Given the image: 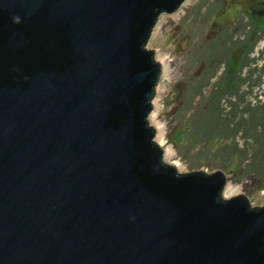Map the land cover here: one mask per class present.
<instances>
[{
    "label": "water",
    "instance_id": "obj_1",
    "mask_svg": "<svg viewBox=\"0 0 264 264\" xmlns=\"http://www.w3.org/2000/svg\"><path fill=\"white\" fill-rule=\"evenodd\" d=\"M182 2L0 0V264H264V205L154 140L147 41Z\"/></svg>",
    "mask_w": 264,
    "mask_h": 264
},
{
    "label": "rangeland",
    "instance_id": "obj_2",
    "mask_svg": "<svg viewBox=\"0 0 264 264\" xmlns=\"http://www.w3.org/2000/svg\"><path fill=\"white\" fill-rule=\"evenodd\" d=\"M150 37L147 46L157 50L161 70L147 117L156 145L166 150V165L179 167L177 173L223 170V200L246 195L254 207L263 206L264 0H183L175 12H163ZM256 38L247 68L238 74L243 44ZM228 58L229 69L224 68ZM218 97L224 120L237 127L233 141L244 149L249 164L236 157L228 165L221 163L215 151L231 139L205 143L204 151L213 158L201 162L190 156L199 146L185 148L183 134ZM248 165L263 172L246 170Z\"/></svg>",
    "mask_w": 264,
    "mask_h": 264
},
{
    "label": "trees",
    "instance_id": "obj_3",
    "mask_svg": "<svg viewBox=\"0 0 264 264\" xmlns=\"http://www.w3.org/2000/svg\"><path fill=\"white\" fill-rule=\"evenodd\" d=\"M260 29L254 30V37L256 34H258ZM258 38V36H257ZM255 39L252 41V43H244L243 47L245 52L242 55V63L237 68L238 74H240L244 68H247V56L248 53L252 51V47L254 46L255 42L258 41V39ZM247 42V41H246ZM230 57V56H229ZM232 60L228 58V61L224 68H228L230 66ZM225 70V69H224ZM236 72V74H237ZM234 74L235 79H237V75ZM233 80V81H234ZM240 84H244L246 82L245 78L240 79ZM234 89L237 88V85L235 84ZM223 109L221 105V98H215L212 100V104L207 107L205 110H202L200 113L199 120L196 121L195 124L191 125L188 130L186 131V134H183L186 138V145L185 148L188 150H192L195 147L199 146L197 151L191 156V159L201 162L204 160H208L211 158V155L208 151H204V144L210 143L216 140H230L231 142L229 144H224L216 149V153L220 154L222 156L221 163L228 165L230 161L233 158H238L240 162L248 163L249 159L246 158V152L244 149L239 148L238 145L233 141V137L235 136L237 132V127L230 126L227 121L224 120L223 116ZM199 114V113H198ZM230 131V133H229ZM214 153V154H216ZM213 158V157H212ZM251 165H248L246 170L253 171L256 173L261 174L263 171L259 170L258 168L250 167Z\"/></svg>",
    "mask_w": 264,
    "mask_h": 264
},
{
    "label": "clouds",
    "instance_id": "obj_4",
    "mask_svg": "<svg viewBox=\"0 0 264 264\" xmlns=\"http://www.w3.org/2000/svg\"><path fill=\"white\" fill-rule=\"evenodd\" d=\"M13 21L15 22V23H19L20 22V17L17 15V16H14L13 17Z\"/></svg>",
    "mask_w": 264,
    "mask_h": 264
}]
</instances>
